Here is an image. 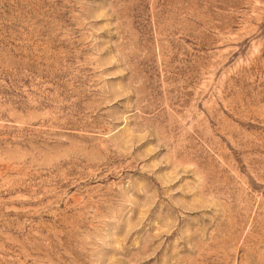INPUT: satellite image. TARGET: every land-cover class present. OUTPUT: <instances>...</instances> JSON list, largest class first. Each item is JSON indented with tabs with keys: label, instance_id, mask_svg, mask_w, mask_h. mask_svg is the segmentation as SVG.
I'll use <instances>...</instances> for the list:
<instances>
[{
	"label": "rangeland",
	"instance_id": "obj_1",
	"mask_svg": "<svg viewBox=\"0 0 264 264\" xmlns=\"http://www.w3.org/2000/svg\"><path fill=\"white\" fill-rule=\"evenodd\" d=\"M0 264H264V0H0Z\"/></svg>",
	"mask_w": 264,
	"mask_h": 264
}]
</instances>
